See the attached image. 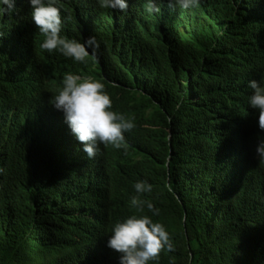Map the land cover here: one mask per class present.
<instances>
[{"label":"trees","instance_id":"16d2710c","mask_svg":"<svg viewBox=\"0 0 264 264\" xmlns=\"http://www.w3.org/2000/svg\"><path fill=\"white\" fill-rule=\"evenodd\" d=\"M126 2L56 0L61 35L100 44L85 62L41 47L29 0L0 15V264H119L109 235L132 215L170 235L174 250L149 264H264V131L248 87L264 86V0H164L159 14ZM69 73L99 79L133 119L126 147L83 152L50 104ZM137 181L159 215L131 206Z\"/></svg>","mask_w":264,"mask_h":264},{"label":"clouds","instance_id":"9594fccd","mask_svg":"<svg viewBox=\"0 0 264 264\" xmlns=\"http://www.w3.org/2000/svg\"><path fill=\"white\" fill-rule=\"evenodd\" d=\"M14 2L15 0H0V15L12 13ZM29 2L32 21L45 37L41 44L44 50L48 53L59 51L77 62H85L90 56L96 58L100 44L95 35L86 43L61 35L64 21L56 0ZM163 2L164 0H147L146 10L151 14H159ZM98 3L103 9L120 12L128 9L126 0H98ZM198 3L199 0H167L170 9H189ZM3 35L0 31V39ZM61 84L62 87L52 96L50 104L64 113L66 123L83 145V152L89 159L98 155L100 145L114 149L126 147L125 133L132 131L135 124L133 119L112 110V99L103 82L92 76L69 73L64 75ZM248 87L252 89L249 105L258 111L259 129L264 131V86L253 80L248 82ZM255 151L259 162H264V140L257 145ZM152 188L146 181H137L134 185L137 195L131 197L130 203L141 212L146 205L153 215H159V210L152 203L141 199ZM107 246L120 254L119 264H149L150 261H157L165 249L174 250L164 225L154 222L148 215H132L123 222L113 224Z\"/></svg>","mask_w":264,"mask_h":264}]
</instances>
